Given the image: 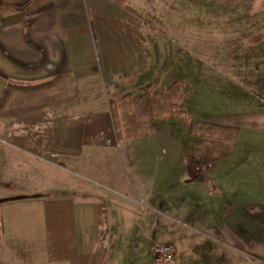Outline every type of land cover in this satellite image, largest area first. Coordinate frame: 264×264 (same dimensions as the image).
Listing matches in <instances>:
<instances>
[{"label": "crops", "instance_id": "obj_1", "mask_svg": "<svg viewBox=\"0 0 264 264\" xmlns=\"http://www.w3.org/2000/svg\"><path fill=\"white\" fill-rule=\"evenodd\" d=\"M150 1L0 0L2 256L24 243L11 237L20 230L42 243L44 264H111L113 247L124 245L116 220L127 206L91 182L114 174L120 148L137 182L147 164L137 160L134 139L118 140L110 102L150 84L168 86L187 77L191 64L187 53L177 58L161 29L187 32L172 24L176 6L169 4L165 19L162 0H152L153 7ZM205 3L231 6V13L220 12L238 26L264 22V0ZM183 162L190 168L186 155ZM211 165L201 166V181L209 180ZM190 170V180L198 179Z\"/></svg>", "mask_w": 264, "mask_h": 264}, {"label": "rangeland", "instance_id": "obj_2", "mask_svg": "<svg viewBox=\"0 0 264 264\" xmlns=\"http://www.w3.org/2000/svg\"><path fill=\"white\" fill-rule=\"evenodd\" d=\"M149 4L153 7L152 0ZM169 4L176 6L172 24L187 26L186 33L161 29L175 42L177 58L184 53L191 58L185 67L190 95L184 104L192 121L237 127L238 137L227 156L210 163L208 179L216 190L209 180L199 179L201 166L187 157L198 175L190 180L192 172L183 162L186 147L201 137L189 136L173 115L153 120L157 133L131 138L141 148L137 160L147 164L138 172L141 182L120 148L114 174L107 180L97 175L98 186L91 182L128 209L118 215L121 223L116 220L125 243L113 247L111 264H161L153 246L169 244L176 258L166 264H264V22L238 26L220 12L231 13V6L205 0H162L159 10L165 19ZM253 29L256 33H249ZM161 48L165 52L166 45ZM179 63L184 66L183 60ZM107 183L115 190H108ZM28 233L11 235L25 241L7 246L14 251L9 258L0 248V264H44L42 243Z\"/></svg>", "mask_w": 264, "mask_h": 264}, {"label": "trees", "instance_id": "obj_3", "mask_svg": "<svg viewBox=\"0 0 264 264\" xmlns=\"http://www.w3.org/2000/svg\"><path fill=\"white\" fill-rule=\"evenodd\" d=\"M159 83L146 86L140 95H126L119 101L111 100L118 140L153 135L158 127L153 120L170 115L180 119L189 129V136H200L195 144L188 141L185 155L198 166L210 164L227 156L238 137V128L214 123L192 121L184 101L190 95L188 82L179 77L168 86Z\"/></svg>", "mask_w": 264, "mask_h": 264}, {"label": "built area", "instance_id": "obj_4", "mask_svg": "<svg viewBox=\"0 0 264 264\" xmlns=\"http://www.w3.org/2000/svg\"><path fill=\"white\" fill-rule=\"evenodd\" d=\"M153 250L158 255V261L161 264L171 263L176 258V250L173 245H155Z\"/></svg>", "mask_w": 264, "mask_h": 264}]
</instances>
